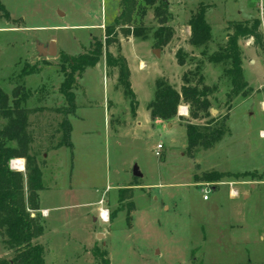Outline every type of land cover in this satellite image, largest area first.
I'll use <instances>...</instances> for the list:
<instances>
[{
    "label": "rangeland",
    "instance_id": "1",
    "mask_svg": "<svg viewBox=\"0 0 264 264\" xmlns=\"http://www.w3.org/2000/svg\"><path fill=\"white\" fill-rule=\"evenodd\" d=\"M167 2L174 36L168 45H156L154 10L162 4L157 0L142 19L146 38L119 34V42L109 46L130 65L137 114L118 68L107 65L104 48L96 65L75 74L77 110L66 115L61 85L70 73L69 58L91 52L97 40L105 42L106 27L121 13L120 0H0V87L10 104L13 89L23 88L27 98L21 107L34 110L28 118L30 154L38 160L43 189L39 209L29 211L43 227L33 241L44 247L45 264H264V42L239 39L245 84L231 98L226 70L232 60L220 66L210 60L237 23L251 26L259 19L264 34V0ZM202 4L213 38L197 46L190 43L189 22ZM134 19L141 22L139 15ZM52 41L55 56L39 52ZM178 48L187 52L184 65L177 61ZM196 65L203 82L217 88L210 95L216 111L193 120L180 114L186 106L181 102L173 127L172 119L151 120L156 81L180 87L184 72ZM225 116L227 131L220 141L187 150L188 122L216 127ZM66 118L73 147L55 149ZM7 122L0 114V128ZM13 161H21L22 169ZM25 164V158L10 162L20 172ZM134 165L142 177L134 175ZM212 171L233 175L208 180L204 174ZM128 187L133 197L120 201ZM103 207L110 211L108 222L99 218ZM7 241L0 230V262H12L15 255Z\"/></svg>",
    "mask_w": 264,
    "mask_h": 264
},
{
    "label": "trees",
    "instance_id": "2",
    "mask_svg": "<svg viewBox=\"0 0 264 264\" xmlns=\"http://www.w3.org/2000/svg\"><path fill=\"white\" fill-rule=\"evenodd\" d=\"M157 0H120L122 10L116 19L115 24H110L104 32L105 42L97 40L91 52L79 56L70 57V73H67L65 81L61 85L62 92L67 98L68 107L63 109L66 115H74L77 110L75 95L72 86L75 84V74L83 71L87 67L96 65L103 56L105 48L106 63L109 66H116L119 71V81L124 87V94L130 98L132 113L137 114L138 102L136 94L131 87V70L126 57H115L109 51V46L119 42V34L132 35L137 38H146V26L143 17L147 13V8L156 5ZM162 4L154 10V18L159 23L155 31L157 47L168 45L173 36V29L168 25L170 13L168 11L167 0H161ZM0 7L4 8L1 4ZM206 7L200 5L199 9L191 14L189 26L191 29L190 43L202 46L208 43L213 37L212 26L205 18ZM139 15V24H135L134 16ZM261 21L258 19L251 26L246 23L235 24L234 31L225 47L213 53L210 60L221 63L232 60V67L226 70V74L231 77L233 85L232 92L228 94L231 98L245 84L243 80V68L241 66L242 53L239 50L238 41L242 36H251L255 43H263L264 34L260 29ZM176 53L179 64L186 63L187 52L178 48ZM197 77V80L191 77ZM182 88L178 90L169 83L162 80L156 81L157 91L155 98L149 103L151 120H171L177 116L181 102L186 103L189 108L190 119H207L210 117L212 102L210 95L217 89L216 86L206 85L204 75L198 69L187 70L182 77ZM23 88L16 87L13 90L12 104L10 96L0 87V114L7 119V125L0 128V230H5L8 236L10 249H14L15 255L12 262L3 260L0 264H45L44 247L33 241L43 234V227L37 218L32 216L29 209H39V192L42 191V174L37 158L30 154L32 137L29 133V115L33 109L21 107V103L27 98L23 94ZM225 116L222 122L216 127L203 126L199 123L188 122L186 124V136L188 138L187 150L192 151L198 146L206 149L220 141L226 133ZM64 132L60 142L54 147H73L71 132L72 124L66 118L62 122ZM16 143L13 146L12 143ZM14 158H25V171L20 172L11 168L10 162ZM232 173H221L212 171L205 173L208 180H221L229 177ZM27 188V190L25 189ZM28 192V193H27ZM133 197V188L125 189L119 198L123 201ZM130 211L135 206L129 203Z\"/></svg>",
    "mask_w": 264,
    "mask_h": 264
},
{
    "label": "built area",
    "instance_id": "3",
    "mask_svg": "<svg viewBox=\"0 0 264 264\" xmlns=\"http://www.w3.org/2000/svg\"><path fill=\"white\" fill-rule=\"evenodd\" d=\"M261 10H262V12L264 11V6H263V5H261ZM263 42H264V41H263ZM180 114L185 115V116H188V115H189V108H188L187 105H186V106H181V108H180ZM161 148H163V144H162V143L157 145V151H156V154H157L158 156H160ZM14 162H15V161H13V165H14ZM203 192L205 193L204 196H203L204 199H208V191H207L206 189H204ZM231 193H232V195L236 196V195H238V190H236V189H232V190H231ZM46 212H47V211H45L44 214H45ZM109 216H110V211H109V209H107V208L105 209L104 207L100 209L99 218H100V220H101L102 222H108V220H109Z\"/></svg>",
    "mask_w": 264,
    "mask_h": 264
},
{
    "label": "water",
    "instance_id": "4",
    "mask_svg": "<svg viewBox=\"0 0 264 264\" xmlns=\"http://www.w3.org/2000/svg\"><path fill=\"white\" fill-rule=\"evenodd\" d=\"M156 51H159V49L156 50ZM39 52L42 53L45 56H55L56 53H57V43H56V41H52L48 47H45V46L41 45L40 48H39ZM211 110H212V112L216 111L214 108H212ZM133 171H134V175L135 176L142 177V173H141V171H139L137 166L134 165Z\"/></svg>",
    "mask_w": 264,
    "mask_h": 264
},
{
    "label": "crops",
    "instance_id": "5",
    "mask_svg": "<svg viewBox=\"0 0 264 264\" xmlns=\"http://www.w3.org/2000/svg\"><path fill=\"white\" fill-rule=\"evenodd\" d=\"M211 26H212V25H211ZM189 35H191V29H190V26H189ZM212 38H213V37H212ZM210 41H211V40H210ZM216 64L219 65L220 63H216ZM219 66H220V65H219ZM129 69H130V65H129ZM187 70H188V69H187ZM187 70H186V71H187ZM131 71H132V70H131ZM186 71H185V72H186ZM185 72H184V73H185ZM222 72H223V71H222ZM204 74H205V73H204ZM221 75H222V73H221ZM221 75L218 76L219 79H220V76H221ZM204 76H205V75H204ZM205 82H206V77H205ZM211 83H212V82H211ZM213 83H214V82H213ZM205 84L208 85L207 83H205ZM210 85H212V84H210ZM210 85H209V86H210ZM176 88H177L178 90H180V89L182 88V86L180 85V87H176ZM172 120H173V121H171L172 123H168L169 127H170L171 125H172L171 127H173L174 123H176L175 118H173ZM156 121H158V122H160V121H164V122H165V120H161V119H160V120H156ZM184 130H185V128H184ZM185 134H186V130H185ZM142 176H143V174H142ZM251 187H252V188H255L256 186H255V185H251ZM238 193H239V191H238ZM248 196H249V195L245 194V195H244V198L246 199Z\"/></svg>",
    "mask_w": 264,
    "mask_h": 264
},
{
    "label": "bare ground",
    "instance_id": "6",
    "mask_svg": "<svg viewBox=\"0 0 264 264\" xmlns=\"http://www.w3.org/2000/svg\"><path fill=\"white\" fill-rule=\"evenodd\" d=\"M262 134H264V131L262 132ZM15 166H17L18 168L22 169L23 163L21 161H16L15 162Z\"/></svg>",
    "mask_w": 264,
    "mask_h": 264
}]
</instances>
